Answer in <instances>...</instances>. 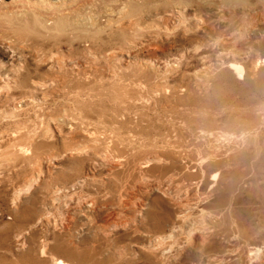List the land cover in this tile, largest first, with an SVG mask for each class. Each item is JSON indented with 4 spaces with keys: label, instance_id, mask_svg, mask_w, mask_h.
Instances as JSON below:
<instances>
[{
    "label": "rangeland",
    "instance_id": "obj_1",
    "mask_svg": "<svg viewBox=\"0 0 264 264\" xmlns=\"http://www.w3.org/2000/svg\"><path fill=\"white\" fill-rule=\"evenodd\" d=\"M133 9L144 10L131 18ZM128 27L137 42L124 46L121 29ZM25 30L34 35L25 37ZM263 60L259 0L0 3V264H212L201 241L207 227L237 228L240 240L250 231L264 235V195L257 189L264 181ZM234 61L244 67L242 79L229 68ZM110 73L113 80L99 92ZM18 77L39 85L26 91L14 84ZM165 82L167 89L152 92ZM112 108L114 124L128 121L117 139L98 127L97 115ZM59 115L68 132L60 136ZM160 155L161 162H145ZM224 161L231 169L213 176ZM133 162H144L145 175L130 177ZM252 168L259 174L251 171L252 181L241 183ZM92 173L100 180L85 187L96 199L111 194L109 204L98 208L88 199L85 206L84 197L54 202L56 188ZM212 177L216 189L200 213ZM124 185L127 206L117 199ZM101 210L115 222L103 225ZM178 211L190 217L180 216L161 247L191 232L199 243L159 260L154 233L168 235ZM33 215H47L49 223L31 228ZM20 232L25 242L16 248ZM42 241L56 262L41 256Z\"/></svg>",
    "mask_w": 264,
    "mask_h": 264
},
{
    "label": "bare ground",
    "instance_id": "obj_2",
    "mask_svg": "<svg viewBox=\"0 0 264 264\" xmlns=\"http://www.w3.org/2000/svg\"><path fill=\"white\" fill-rule=\"evenodd\" d=\"M14 1L15 0H0V3L8 2V4H11ZM44 1H47V0H44ZM69 1H74V0H69ZM137 1H141V0H137ZM144 1H148V0H144ZM178 1H181V3H183V0H176V3ZM240 1L243 2V0H240ZM257 1L244 0V2H246V3H254ZM259 1L261 3H264V0H259ZM143 10L144 9L130 10V17L132 18V16H136V14L139 11H143ZM171 15L172 14H170V16ZM121 30L124 34H127L125 37V45L124 46L133 45L137 42V41L133 40L132 38H130V30H131L130 27L122 28ZM32 35H34V32H30V31L25 30V37H29ZM110 55L114 56V57L116 56L115 54L114 55L110 54ZM118 55H121V52H118ZM263 62H264V60H263ZM229 68L231 69L233 76H235L236 78L242 79L245 76V70H244V67L242 66V64L234 61V62L229 64ZM149 69H151L153 71L156 70L153 67H149ZM0 73H1V67H0ZM14 79H15L14 84L18 87L25 88L26 91H30V87L33 84L39 85L38 83H34V81H32V83L28 82V80L25 79L24 77H18V78H14ZM112 80H113V75L110 73L109 77L104 78L100 83H98L97 87H98L99 92L102 91V89L106 85H108L109 82H111ZM11 81H12V79H11ZM167 83L168 82H165L162 84H157L156 85L157 88L155 90H153L152 92H158L162 89H167L169 87V85ZM33 87H34V85H33ZM111 110L112 111L110 113H107L106 115H97L98 127L105 130V131H108L111 135H113L116 138L117 131L121 127L125 126L128 121L126 119L115 120V124H114V122L112 120L114 117H111V115L113 113L118 112V110L113 109V108ZM54 120H56L58 123L57 135L60 136L62 134H67L68 132L66 131V127H65L66 124H65L62 116L59 115ZM106 121H109V122H106ZM42 132H43L42 135H48L49 134V128L44 127L42 129ZM49 138H47V139H49ZM88 139L90 141L94 140V139H92L91 136H88ZM128 143H130V141ZM39 145L40 144H32V143L30 144V146L34 147L35 149H37L39 147ZM73 146H75V145L72 144V147ZM23 147L24 146H21L18 150L22 151L20 149H22ZM51 155L57 156L59 154H58V152H54V153L51 152ZM153 159H156L160 162L162 160H164L163 156L160 155V157L159 156L148 157L145 160V162H149L150 160H153ZM8 160H11V158H8ZM143 163L144 162H138V163L133 162L132 163V168L130 170V177L131 176L138 177L140 175L141 176L145 175L146 170L143 168V165H142ZM220 164L221 165H219V164L215 165L216 169L213 170V173H214L213 176H215V177L220 175L222 172H225V171L231 169L230 168L231 164L228 161H224ZM53 167L56 168V164H54ZM13 169H16V168L14 167ZM88 169L90 171H92L91 168L88 167ZM251 171H253V173L255 175L259 174L258 168H256V169L252 168V169H248V170L246 169L243 171V175H242L243 177L241 179V183H246L248 181H252L253 175H252ZM80 177L81 178H79L76 182H72L70 185H63L59 188H56L54 193H53L54 202L56 201L55 203H57V204H60L61 202H64V201L65 202L66 201L76 202L77 200L81 199L80 197H84L85 200L83 201V205H85L86 201L89 199V201H91L93 204L95 203V206L98 205V208L99 207L101 208V206L102 207L105 206L104 202L109 204L113 200V198H110L111 194L109 195V198H107L105 196L106 194H103L102 196H98V198L96 199V197L94 196V193H92L93 191L89 187V184H87L85 187V183L88 181L95 182L96 180H100V179L96 178L95 173H92L90 175L86 174L85 176L82 175ZM212 179H213V177H212ZM259 180H262V179L259 177ZM214 181H215V179H213V184L208 185L206 187V195L202 198V202H203L202 204L203 205H201V206L197 205V211L200 213H203V211H204V208H205L204 202L208 201V195H211V190H212L213 186H214V190L216 189L215 187L217 184V182H216L217 180L215 181L216 183H214ZM218 183H219V185H222L221 181ZM263 184H264V181L261 182L260 185L257 187L258 191L261 192L260 195H264V193H262V191H261L262 188L264 187ZM8 185H10V183ZM12 188H14V187H12ZM20 198H24V197H19L17 199L18 202L20 201ZM118 198L121 199L120 203L123 206H127L128 204H130V192L128 191L127 186L124 185L121 187L119 194L117 196V199ZM232 198H233V195L231 194L229 200L227 201L228 203H226L225 207H224V209H226L228 212L230 211V201L232 200ZM207 205H208V207H210L211 203H207ZM85 206H87V204ZM94 207L89 209V212L91 213V217H93V216L97 217V215H95ZM141 209H144V206H142ZM180 213H182V215ZM178 214L179 215H176L177 218L175 217V221L172 222V229L168 235L159 234L158 231H157V233H154L155 236H154L153 240L156 242V245H158L159 247H161V245L163 243L162 239H161L163 236H166L169 238L174 236V233L176 232V230L178 229V226H179L180 216L190 217L189 215H185L183 212H180V211H178ZM218 214L222 215L223 209L219 210ZM35 219H36L35 215L31 216V219H29V220H31V223H30L31 228H36V227L41 228L45 222L49 223L47 215L37 217V219L36 220ZM184 219L186 221L189 220V218H184ZM98 220L101 221L103 225H107L111 221L116 220V217L113 214L105 215L103 210H101V214L98 217ZM69 230H70V225L66 223L64 225V232L69 233ZM249 233H250L249 238L245 237L244 240H240L237 228H234L232 230H228V232H227L225 229H214L213 227H207V229H205V235L206 236L202 237L201 241L207 247V251L209 252V256L208 255L207 256L210 259V261L212 262V264H264V258H263L264 257V235L256 234L253 231H250ZM25 235H26V232H20L15 236L13 242H14V245L16 246V248L22 247V245L25 242ZM59 238L61 240L64 239L63 236H59ZM221 238L227 239V242L225 244H222L224 242H222ZM198 243L199 242H198L197 236H195L194 232H191L188 234V238L184 239L183 241H176V243L173 246H169L167 249H164V247H161L162 249L157 250V255H158L157 259L161 260V258L163 259L165 257V255L169 252H177V251L185 248V246H188V245L189 246H195V245H198ZM41 248H42L41 256L44 257L45 260H49L51 262L57 261L52 256L48 255L49 253L47 251L46 242H44V241L41 242ZM58 263L62 264V261L59 260Z\"/></svg>",
    "mask_w": 264,
    "mask_h": 264
}]
</instances>
